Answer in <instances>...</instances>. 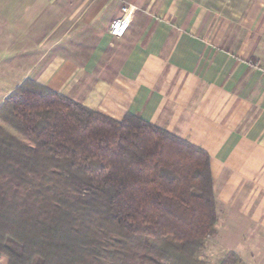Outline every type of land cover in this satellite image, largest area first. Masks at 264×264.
Instances as JSON below:
<instances>
[{"label": "crops", "instance_id": "obj_1", "mask_svg": "<svg viewBox=\"0 0 264 264\" xmlns=\"http://www.w3.org/2000/svg\"><path fill=\"white\" fill-rule=\"evenodd\" d=\"M112 1L95 3L85 25L96 34L73 37L68 55L47 58L44 36L32 55L7 51L0 95L31 80L115 121L132 114L201 148L217 216L229 209L215 242L232 252L250 231L262 232L264 257V0H117L130 7L119 39L108 30L120 7L94 24ZM37 12L10 27L11 46Z\"/></svg>", "mask_w": 264, "mask_h": 264}, {"label": "trees", "instance_id": "obj_2", "mask_svg": "<svg viewBox=\"0 0 264 264\" xmlns=\"http://www.w3.org/2000/svg\"><path fill=\"white\" fill-rule=\"evenodd\" d=\"M27 144L67 162L103 207L22 194ZM217 218L201 148L132 114L115 121L31 80L0 106V264H101L144 244L166 264H205L199 257ZM238 261L229 252L221 264Z\"/></svg>", "mask_w": 264, "mask_h": 264}, {"label": "rangeland", "instance_id": "obj_3", "mask_svg": "<svg viewBox=\"0 0 264 264\" xmlns=\"http://www.w3.org/2000/svg\"><path fill=\"white\" fill-rule=\"evenodd\" d=\"M97 2L98 0H0V61L5 59L7 51L10 50L15 53L18 49H22L32 55L34 48L38 42L42 41L43 36L46 42L47 58L52 57L53 52H63L68 55L70 52L69 43L73 37L76 38L77 36L78 40H85L91 39V35L96 34L85 24L90 21L94 13L92 10ZM112 2L113 9L105 10L94 24L103 26L104 20L108 18L112 20L115 17L114 14L112 16L115 8L124 6L117 0ZM31 10L34 12L38 10L40 23L38 22L39 18H35L26 22L27 27L24 32L15 30L13 34L15 38L13 46H11L10 41L6 39L7 36L9 37L10 27L21 25L24 18L23 14L26 15ZM38 24H40L39 30L37 29ZM77 31L79 32L76 35ZM8 96L0 95V106ZM27 147V153L23 152L22 156L24 158L25 155L28 156L30 166L27 171H23L28 181L20 189L22 194L24 192H29V195L32 196L39 193L45 194L52 198L51 203L55 205L58 204V197H65L84 204L98 203L100 207V198L83 182V177L79 173L69 170L67 162L54 161L48 155L34 150L33 147L30 148L29 144ZM101 206L103 207V204ZM228 212V208L220 207L216 226L217 234ZM244 228V222L236 224L239 233ZM216 236L206 240L205 249L199 257V260L205 264H221L229 253L221 249L215 242ZM246 237L242 239L238 249L232 251L239 258L236 264H264V257L259 255L262 251L263 233L258 232L254 235L250 231ZM6 244L17 254L20 253L21 249L15 242L8 240ZM146 248V244L137 245L135 251L127 258L123 255L118 257L106 255L101 264H166L164 260L157 258L154 252H146ZM149 257L151 259L153 257V260Z\"/></svg>", "mask_w": 264, "mask_h": 264}, {"label": "built area", "instance_id": "obj_4", "mask_svg": "<svg viewBox=\"0 0 264 264\" xmlns=\"http://www.w3.org/2000/svg\"><path fill=\"white\" fill-rule=\"evenodd\" d=\"M120 11L122 13L121 16L112 21L108 30L109 35L116 39L125 35L130 23V7L123 6Z\"/></svg>", "mask_w": 264, "mask_h": 264}]
</instances>
